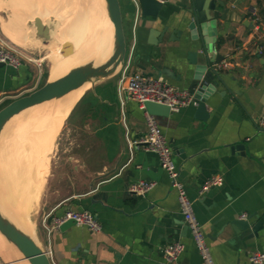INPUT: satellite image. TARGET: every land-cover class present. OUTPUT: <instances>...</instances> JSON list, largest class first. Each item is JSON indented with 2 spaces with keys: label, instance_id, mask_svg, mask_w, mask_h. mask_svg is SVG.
<instances>
[{
  "label": "crops",
  "instance_id": "0c3cea01",
  "mask_svg": "<svg viewBox=\"0 0 264 264\" xmlns=\"http://www.w3.org/2000/svg\"><path fill=\"white\" fill-rule=\"evenodd\" d=\"M188 1L168 0L157 17H144L137 0H118L126 59L130 56L131 72L163 77L193 96L196 105L154 119L171 147L179 181L214 264H249L251 254L264 252V226L255 236L249 230L235 233L227 223L264 214V130L258 127L264 112V0H224L225 17L214 21L216 54L224 58L212 65L219 81L208 71L201 81L195 80L192 60L204 64L200 47L177 22ZM252 9L259 14L258 26ZM228 63L231 68L225 67ZM163 70L173 78L164 76ZM118 77L119 73L95 84L83 100L95 106L88 116L95 122L90 134L101 149L98 168L85 174L83 189L71 184L75 188L52 204L41 202L30 235L44 248L45 215L86 210L100 222L101 232L79 226L53 232L49 258L53 264H201L158 157L128 148L127 140L147 130L145 111L125 94L118 95ZM25 79L23 66L15 70L0 65V103L21 90ZM213 83L217 84L213 92L203 97L202 86ZM215 176L222 185L202 193V186ZM137 181L152 184L145 197L127 192ZM175 243L183 249L169 263L163 251ZM0 248V264H28L1 238Z\"/></svg>",
  "mask_w": 264,
  "mask_h": 264
},
{
  "label": "rangeland",
  "instance_id": "374dc122",
  "mask_svg": "<svg viewBox=\"0 0 264 264\" xmlns=\"http://www.w3.org/2000/svg\"><path fill=\"white\" fill-rule=\"evenodd\" d=\"M26 3H28L31 15H28L29 20L27 19L23 22L24 18H26V8L24 5ZM64 5L62 11L63 18L60 17V7H55L52 9V16L42 20L35 16V12L38 11L36 8L38 5H35V0H0V38L5 39L2 34L5 33L6 27H8L14 35L18 34L19 36H21V33L11 28L14 26L17 27V24H21L20 26H23V30L27 29V31H25L26 38L21 40L25 41V47L18 48L15 46L24 57L22 66L26 71L25 83L21 90L10 93L9 96L0 103V109L13 100L38 90L49 81L52 69L51 56L60 40L58 39L59 33L62 35L69 32L73 35L76 31L78 35H80L82 33L80 30H83L88 32V35H92L98 39L102 37L103 40L109 43L110 36H108L106 40L104 35H98L96 30H99L97 27L99 22L95 20L94 16L89 18L90 16L85 12L86 20L85 16L77 17L80 13V9L81 11L83 10V3L80 0H67L66 5ZM103 11L105 21H107L104 6ZM23 15L25 17H23ZM37 19L47 27V39L37 32L34 26V22ZM61 19L66 22L64 26L60 21ZM62 26L63 29L60 28ZM108 26L109 22L107 21V27ZM65 39L66 43L70 42V39ZM62 42L65 43V40L63 39ZM60 72L61 71H59V73ZM92 88L93 86H90L86 92L84 91L85 94L82 99H78L77 101H80H76L66 118L60 121L59 130L51 147L46 149L45 155L43 154L44 164L41 166L42 169H40L42 171L43 184L36 200L37 203L35 201L29 215L32 223L37 219V212L41 206V202L46 203V205L52 204L54 201L60 199V197L66 195L67 192H71L72 188H75V185L72 186L71 184H76L79 190L83 189L85 187V183L83 182L85 181V174L89 170L97 169L100 164L102 158L101 149L90 134V131L95 127V122H91L88 116L91 109H94L95 106L93 103H83L84 98L91 95ZM54 104L56 103L51 105ZM43 106L14 117L8 123L1 136L0 193L3 195L7 193V189L9 191L15 189L18 174L20 170H22V157L20 158L19 155H22L23 148L21 147V149H19L18 143H22L20 146H25L24 144L30 143L32 140L31 138L33 136L35 137V135L32 136L31 133L34 134L32 128H34L36 124H33L34 126L30 128L32 125V115L38 113ZM27 129L29 132H27ZM24 137L26 143H24ZM20 139H22V142ZM16 158L20 159L17 160ZM16 171L19 172L15 174Z\"/></svg>",
  "mask_w": 264,
  "mask_h": 264
},
{
  "label": "water",
  "instance_id": "95a60500",
  "mask_svg": "<svg viewBox=\"0 0 264 264\" xmlns=\"http://www.w3.org/2000/svg\"><path fill=\"white\" fill-rule=\"evenodd\" d=\"M106 17L112 26L111 51L109 56L101 63L87 60L73 68L65 75L53 81H48L38 90L20 97L0 109V139L8 123L16 116L36 108L44 103L59 100L66 94L75 91L83 85L90 83L94 86L117 75L124 65L127 56V44L124 34L121 9L118 0H103ZM141 15L144 17H157L162 8V4L154 0H137ZM222 10V11H221ZM221 11V12H220ZM227 12L224 0H189L184 6L183 15L179 16L178 24H183L189 33L191 43L197 42L203 57L204 64L197 65L192 60L195 68V80L201 81L208 71L219 81L217 72L212 68L213 64L219 65L224 58L216 54V29L214 21L223 19ZM222 13V14H220ZM37 32L47 39L48 29L37 19L34 22ZM179 32L175 31L178 35ZM181 34V32H180ZM70 44L64 43L61 49V56L67 57L71 54ZM162 74L168 78L173 75L167 70ZM216 83L202 86L205 92L203 97L211 94ZM144 111L151 117L167 118L170 109L167 106L151 102L144 104ZM238 149V148H236ZM254 218L253 224L250 222ZM227 225L235 233L249 230L253 235H257L264 226V214L261 216L252 215L247 219H236L229 221ZM75 226L74 222L68 221L63 224L59 231H64ZM0 235L7 244L13 247L21 258L28 264H53L47 257L42 246L37 240L16 225L0 208Z\"/></svg>",
  "mask_w": 264,
  "mask_h": 264
},
{
  "label": "built area",
  "instance_id": "2783aa9c",
  "mask_svg": "<svg viewBox=\"0 0 264 264\" xmlns=\"http://www.w3.org/2000/svg\"><path fill=\"white\" fill-rule=\"evenodd\" d=\"M134 1V0H133ZM165 4L168 0H154ZM252 21L257 26L260 19L256 9L250 11ZM23 56L21 52L8 40L0 38V65L18 70L22 66ZM130 56L125 60L119 72L117 80L118 95L125 94L127 98L135 102L139 109L144 110V104L151 102L167 106L170 112L176 113L191 105H196L191 94L172 86L163 77H156L143 72H131L129 69ZM232 67V63L225 65ZM147 130L144 135L134 140H127L130 152L134 148H140L144 152L153 153L158 157L160 168L168 175L171 188L177 194L180 214L183 222L195 244L201 260V264H214L210 251L206 245L201 227L193 215L192 204L186 196L183 185L179 181V171L172 159V150L168 141L157 126L154 117L145 112ZM258 127L264 130V112L259 118ZM222 180L215 176L209 179L201 192H207L213 187H220ZM152 189V184L146 181H137L128 187L127 192L136 197H145ZM245 215L241 218L245 219ZM68 221L74 222L75 226L83 227L92 233L101 232V224L89 211H65L61 215L52 216L47 214L42 218L41 225L46 232V246L43 248L47 257H51V235ZM183 246L179 243L168 245L164 251V257L169 263H174L181 253ZM249 264H264V252H255L249 256Z\"/></svg>",
  "mask_w": 264,
  "mask_h": 264
},
{
  "label": "bare ground",
  "instance_id": "6f19581e",
  "mask_svg": "<svg viewBox=\"0 0 264 264\" xmlns=\"http://www.w3.org/2000/svg\"><path fill=\"white\" fill-rule=\"evenodd\" d=\"M80 1L83 3V10L81 11L80 9V13L79 15H77V17L85 16V20H86L85 12H87V15L90 16L89 18L94 16L95 20L99 22V25L96 24L99 29L96 30L98 32V35L99 36L104 35L106 40L107 37L110 36L109 43L103 40L102 37L99 39L95 38L92 35H88L89 33L83 30H80V32H82L80 35H78L76 31L74 32L73 35H71V33L69 32H66L62 35H60L59 33L58 39L60 40L56 48L53 50L51 56L52 69L50 73L51 78L49 79V81H53L56 80L57 78L62 77L71 68L83 62H86L87 60H93L96 63H101L104 60H106V58L110 54L111 40H112V26L108 18L106 17L107 21L109 22V26L107 27V21H105L104 11H103V6H104L103 0H80ZM66 2L65 0H35V5H38V7L36 6L38 11L35 12V16L43 20L46 17L52 16V9H54L55 7H60V17H62L63 5L64 3L66 5ZM24 5L26 8L25 10L26 18H24L23 22L27 19L29 20L28 15H31L28 3ZM23 17L25 16L23 15ZM60 21L64 26L66 22L63 19H61ZM20 25L17 24V27L14 26L11 29L18 30V32L21 33V36H19L18 34L14 35L11 32V30L8 29V27L5 28V33L3 35L14 46L18 48H23L25 47V41H21V40L26 38L25 31H27V29L23 30V26ZM63 26L60 28L63 29ZM65 38L70 39V42L68 44H70L72 48L71 54L67 57L61 56L60 53L62 49V45L64 44L62 40L64 39L66 42ZM59 71L61 72L59 73ZM90 86L91 84L87 83L82 87H80L79 89L66 94L59 100L56 101L53 100L44 103L36 108L31 109L34 110L44 105L38 111V113H34L35 115H32V121H31L32 125L30 128H32L36 124V126L32 128L33 129L32 132L34 131V134L31 133V135L32 136L35 135V137L33 136L31 138L32 140L30 139L31 140L30 143L24 144L25 146L22 145L20 146V144L22 143L20 142L18 143L17 141V143L19 144V149H21V147L23 148L22 155L21 156L19 155L20 158L22 157L21 160L22 170H20V173L18 174L17 177L18 180L15 189L12 191H9L7 189V193L5 195L0 193V208L16 225H18L22 229L24 228V231L28 232L29 234L31 233L34 227L33 223L29 218V215L35 204V201L38 198L39 191L43 184V176L41 174L42 171L40 170L42 169L41 166L44 164L43 154L45 155L46 149L51 147L52 142L55 139L56 134L59 130L61 124L60 121L66 118L70 110L75 105L76 101L80 98V96L84 93V91L90 88ZM53 103L56 104L51 105ZM27 132H29L28 129ZM20 140L22 142V139ZM24 143H26V139L24 140ZM17 172L19 171H16L15 174H17ZM0 238L7 244V242L4 240V238L1 235ZM7 246L10 247V249L13 250L15 254L17 253L21 257L19 252H17L13 247L9 246L8 244ZM3 252L1 251L2 254Z\"/></svg>",
  "mask_w": 264,
  "mask_h": 264
},
{
  "label": "trees",
  "instance_id": "16d2710c",
  "mask_svg": "<svg viewBox=\"0 0 264 264\" xmlns=\"http://www.w3.org/2000/svg\"><path fill=\"white\" fill-rule=\"evenodd\" d=\"M258 16H259V14H258ZM262 17H263V19H262V20L264 21V14H262ZM5 106H6V105H5ZM3 107H4V106H3ZM3 107H2V108H3Z\"/></svg>",
  "mask_w": 264,
  "mask_h": 264
}]
</instances>
